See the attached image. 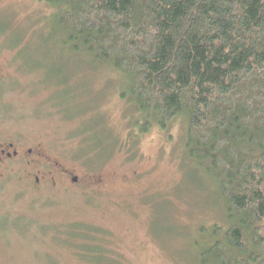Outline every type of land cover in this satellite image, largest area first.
<instances>
[{"label":"rangeland","instance_id":"obj_1","mask_svg":"<svg viewBox=\"0 0 264 264\" xmlns=\"http://www.w3.org/2000/svg\"><path fill=\"white\" fill-rule=\"evenodd\" d=\"M4 6L9 36L26 38L31 71L1 101L79 183L0 186V264H97L58 232L77 223L91 229L87 251L104 256L100 264H199L201 229L229 222L215 182L188 155L185 119L133 139L127 80L63 48L64 37L53 34L56 7Z\"/></svg>","mask_w":264,"mask_h":264},{"label":"trees","instance_id":"obj_2","mask_svg":"<svg viewBox=\"0 0 264 264\" xmlns=\"http://www.w3.org/2000/svg\"><path fill=\"white\" fill-rule=\"evenodd\" d=\"M44 1L64 49L127 80L133 139L185 119L229 222L201 229L199 264H264V0ZM58 232L84 262L105 259L87 225Z\"/></svg>","mask_w":264,"mask_h":264},{"label":"flooded vegetation","instance_id":"obj_3","mask_svg":"<svg viewBox=\"0 0 264 264\" xmlns=\"http://www.w3.org/2000/svg\"><path fill=\"white\" fill-rule=\"evenodd\" d=\"M5 3L6 0H0V186L10 179L32 183L36 188L50 182L57 185L58 178L77 184L79 176L54 161L46 143L35 141L33 131H23L20 125L24 124L1 101L11 91L16 77L31 71L23 64V50L27 49L26 38L10 37L9 25L4 23ZM13 40L19 43L14 44L11 42ZM96 182L102 184V179Z\"/></svg>","mask_w":264,"mask_h":264}]
</instances>
